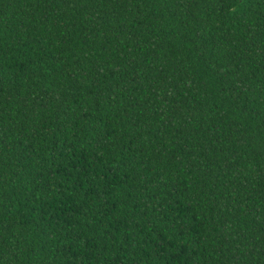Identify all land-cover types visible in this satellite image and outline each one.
Masks as SVG:
<instances>
[{
	"label": "trees",
	"instance_id": "16d2710c",
	"mask_svg": "<svg viewBox=\"0 0 264 264\" xmlns=\"http://www.w3.org/2000/svg\"><path fill=\"white\" fill-rule=\"evenodd\" d=\"M0 264H264V0H0Z\"/></svg>",
	"mask_w": 264,
	"mask_h": 264
}]
</instances>
